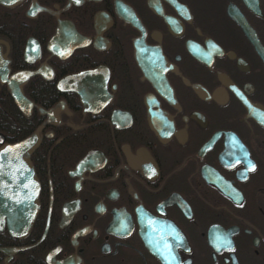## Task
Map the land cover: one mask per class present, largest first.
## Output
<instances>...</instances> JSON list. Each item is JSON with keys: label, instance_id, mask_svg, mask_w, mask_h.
I'll return each mask as SVG.
<instances>
[{"label": "flooded vegetation", "instance_id": "flooded-vegetation-1", "mask_svg": "<svg viewBox=\"0 0 264 264\" xmlns=\"http://www.w3.org/2000/svg\"><path fill=\"white\" fill-rule=\"evenodd\" d=\"M31 136L0 264H264V0H0Z\"/></svg>", "mask_w": 264, "mask_h": 264}, {"label": "water", "instance_id": "water-1", "mask_svg": "<svg viewBox=\"0 0 264 264\" xmlns=\"http://www.w3.org/2000/svg\"><path fill=\"white\" fill-rule=\"evenodd\" d=\"M12 94L16 98L17 102L19 103L22 95L19 89L12 88ZM0 138V142H1ZM36 141L35 136H31L23 141L7 144L0 150V178L9 176L8 174L4 173L6 168H16L15 164L18 161H21V155L27 151ZM24 160V159H23Z\"/></svg>", "mask_w": 264, "mask_h": 264}, {"label": "snow or ice", "instance_id": "snow-or-ice-1", "mask_svg": "<svg viewBox=\"0 0 264 264\" xmlns=\"http://www.w3.org/2000/svg\"><path fill=\"white\" fill-rule=\"evenodd\" d=\"M11 2L15 3L16 0H11ZM76 2L79 3L80 0H76ZM249 167L252 168V169H254L255 166L253 164H250Z\"/></svg>", "mask_w": 264, "mask_h": 264}, {"label": "trees", "instance_id": "trees-1", "mask_svg": "<svg viewBox=\"0 0 264 264\" xmlns=\"http://www.w3.org/2000/svg\"><path fill=\"white\" fill-rule=\"evenodd\" d=\"M9 141H13V140H16L18 139V137L16 136H10V137H7Z\"/></svg>", "mask_w": 264, "mask_h": 264}]
</instances>
